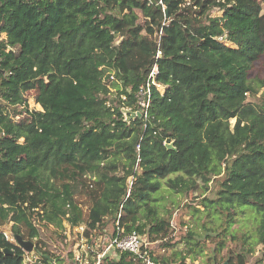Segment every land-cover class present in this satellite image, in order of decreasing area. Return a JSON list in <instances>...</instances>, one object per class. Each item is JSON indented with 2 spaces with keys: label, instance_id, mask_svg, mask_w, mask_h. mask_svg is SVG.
<instances>
[{
  "label": "trees",
  "instance_id": "obj_1",
  "mask_svg": "<svg viewBox=\"0 0 264 264\" xmlns=\"http://www.w3.org/2000/svg\"><path fill=\"white\" fill-rule=\"evenodd\" d=\"M1 34L0 264H23L2 231L9 223L33 242L38 223L84 225L89 238L111 216V235L117 224L162 243L176 229L171 211L158 212L163 192L193 196L213 179L214 196L200 204L214 251L230 239L242 249L228 264H246L258 245L264 255V78L249 74L264 55L258 0H0ZM155 62L163 92L152 87L146 116L126 118ZM107 70L121 82L110 83L114 106ZM32 90L42 110L28 108ZM239 217L250 229L232 228ZM36 250L51 264L47 250ZM212 262L220 264L215 255ZM99 264L138 261L121 252Z\"/></svg>",
  "mask_w": 264,
  "mask_h": 264
},
{
  "label": "rangeland",
  "instance_id": "obj_2",
  "mask_svg": "<svg viewBox=\"0 0 264 264\" xmlns=\"http://www.w3.org/2000/svg\"><path fill=\"white\" fill-rule=\"evenodd\" d=\"M258 1L262 4L264 9V0ZM212 13L213 15H220L222 12L215 8ZM1 38H5V35L1 34L0 39ZM107 72L109 71H106L105 73L107 74ZM249 74L251 77L258 76L260 78H264V55L254 62ZM261 91L262 89L259 93H261ZM160 92H163V90L161 89ZM35 93L36 90H32L24 97L28 108L30 110H42L40 104L35 101ZM116 94L117 90L112 84H109V93L107 94V98L110 103L113 104V102L116 100ZM248 100L252 101L253 99L248 98ZM126 113L127 112H125V117L128 118L130 114L126 115ZM131 114L134 116L133 111H131ZM14 119L17 118L15 117ZM230 122L232 124L234 119L230 120ZM20 141H22V139ZM214 181L215 179L208 183L207 191L203 192L200 189L196 191L194 194L197 196V198L194 197V194L193 196H186L166 191L163 192V197L160 199V204H162L165 209H163L161 206L158 208V212L161 214V212L167 209L168 211H171L172 222L176 226V229L169 232L166 241H163L162 243L159 241V244L155 243L150 245V248L153 250L155 255L163 253L165 256H174V264H213L212 258L214 255L220 261V264L227 262L229 255L232 256L231 261L236 262L235 253L242 249L240 242L231 241L228 239L225 243V247H223L220 251V254H217L214 251L216 240L207 239V237H205L206 233L201 226V224H209V221L202 212L204 207L200 204V201L204 197L206 198L214 196ZM194 208L199 209L200 212L195 211ZM84 209H86V206H84ZM58 218V220H60V217ZM103 220L104 225L99 228L100 231L93 233L89 238H87L84 234V225L70 228L64 220L63 228H58L57 226H54V224L38 223L37 226L39 227V236L37 237V240L35 239L36 241H33L34 247L31 251H26L17 245L13 238L14 233L10 231L11 223L5 225L2 228V231L5 234L8 243L15 245L22 250L23 264H48L40 260V256L36 250L37 248L47 250L49 254L52 255L53 260L51 261V264H93L94 255L90 256V254L87 253V244L91 242L90 245L93 250L96 251V253L100 252L107 244V238L113 231L114 222L112 217L107 216ZM216 223H218V220ZM240 226L245 230L250 229V220L247 224H245V222L239 217L232 228L238 229ZM80 227H83V230H81ZM191 231L195 232L197 235L196 238L199 239V245H196V247L192 246L191 243H187V239L189 240L188 233ZM236 233L237 236H239L240 231L238 230ZM23 239L27 240L26 238ZM35 242L37 247L35 246ZM11 250L15 251V247H13ZM70 252L73 253V256ZM262 252V246H256L252 253H249L246 256V264H264V255ZM181 255L184 257L183 259H181ZM4 256L6 255L4 254ZM75 256H79L82 262L75 263L73 261L75 260ZM1 257L2 256L0 255V258Z\"/></svg>",
  "mask_w": 264,
  "mask_h": 264
},
{
  "label": "built area",
  "instance_id": "obj_3",
  "mask_svg": "<svg viewBox=\"0 0 264 264\" xmlns=\"http://www.w3.org/2000/svg\"><path fill=\"white\" fill-rule=\"evenodd\" d=\"M161 3V1H159ZM161 33V32H160ZM157 41V51L155 54V59L157 60L161 56V51L159 49V36L156 37ZM102 68V67H101ZM107 74L105 73L103 81H105L109 87V84L113 81L117 82L119 85L121 82L116 79L115 72L111 70H107ZM158 73V65L157 62L153 64V66L150 68V70L147 73V76L145 78V81L141 83L137 90L134 92V102H135V108H134V116H146L147 110L150 106V101L152 97V87L157 88L159 91L164 90V85H162L160 82L157 81L156 76ZM106 79V80H105ZM127 91H129V88H126ZM109 93V92H108ZM162 93V92H161ZM120 99L126 101V95H120ZM117 94H116V100L113 102V106L117 105ZM107 104L110 105L111 103L107 101ZM127 110H130L128 108ZM116 231L114 235H110L107 238V244L103 247V249L100 252H97L93 258L94 263L93 264H99L102 258L105 255H111L115 256L116 258L119 257V253L121 252H128L132 254L136 260L138 261V264H159L152 260V258L149 256L148 248L150 247L151 243L147 242L144 237L138 233L135 230H132L131 232L124 233L123 229L119 227L116 224ZM81 230H83V227H80ZM91 242L87 244V249H90L91 252H96L91 247ZM93 245V244H92ZM88 253V252H87ZM79 263L82 262L81 258L79 256H75V260Z\"/></svg>",
  "mask_w": 264,
  "mask_h": 264
},
{
  "label": "water",
  "instance_id": "obj_4",
  "mask_svg": "<svg viewBox=\"0 0 264 264\" xmlns=\"http://www.w3.org/2000/svg\"><path fill=\"white\" fill-rule=\"evenodd\" d=\"M165 15L167 16L166 10H165ZM125 112H128V110H126ZM132 115L133 114L130 113L131 117H133ZM13 238H14L15 242L17 243V245L26 251H31L34 247V244L32 241L24 240L20 234H14ZM3 252L5 255H12L13 254V251L8 249V248H4ZM223 264H228V263L224 262Z\"/></svg>",
  "mask_w": 264,
  "mask_h": 264
}]
</instances>
